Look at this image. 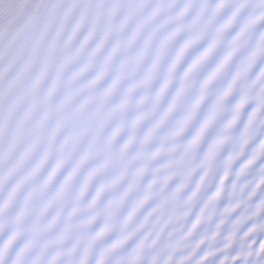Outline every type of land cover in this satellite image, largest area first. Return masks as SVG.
<instances>
[{"label": "snow or ice", "instance_id": "obj_1", "mask_svg": "<svg viewBox=\"0 0 264 264\" xmlns=\"http://www.w3.org/2000/svg\"><path fill=\"white\" fill-rule=\"evenodd\" d=\"M0 264H264V0H0Z\"/></svg>", "mask_w": 264, "mask_h": 264}]
</instances>
